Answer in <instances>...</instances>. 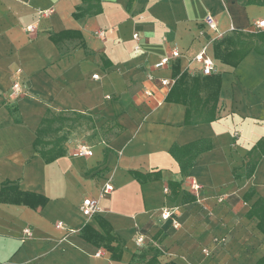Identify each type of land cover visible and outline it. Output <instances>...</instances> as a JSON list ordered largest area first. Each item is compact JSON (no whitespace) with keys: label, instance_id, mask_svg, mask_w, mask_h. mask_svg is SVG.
Wrapping results in <instances>:
<instances>
[{"label":"crops","instance_id":"1","mask_svg":"<svg viewBox=\"0 0 264 264\" xmlns=\"http://www.w3.org/2000/svg\"><path fill=\"white\" fill-rule=\"evenodd\" d=\"M98 2L99 13L77 16ZM208 14L216 31L204 23ZM261 21L264 0H0V264H258L264 223L248 213L260 201L264 216V153L251 178L245 165L264 139ZM228 38L254 43L237 65L223 61L242 49ZM204 46L216 61L210 76L190 63ZM175 47L181 57L155 69ZM195 77L192 113L214 105L215 119L187 125V105L167 101L171 90L159 80L175 78L179 94ZM78 114L89 119L70 134L49 135L66 121L43 124ZM41 128L45 141L67 136L65 154L50 163L35 149ZM198 142L203 151L182 174L170 150ZM82 146L93 155L80 156ZM132 171L160 178L141 183ZM107 179L114 191L101 198ZM86 197L102 210L91 218L80 210ZM100 220L124 245L120 258L82 238L85 225L105 235Z\"/></svg>","mask_w":264,"mask_h":264},{"label":"trees","instance_id":"2","mask_svg":"<svg viewBox=\"0 0 264 264\" xmlns=\"http://www.w3.org/2000/svg\"><path fill=\"white\" fill-rule=\"evenodd\" d=\"M95 7V12L99 13L102 8L101 4L98 2L96 5H90L88 4L87 7L80 8L79 12L77 13V16L85 15V14H91L92 8ZM227 42L229 44H234L236 46L241 47L242 49H236L232 50L231 52H225V54L222 57V46L223 43L219 42L216 47H215V54L217 58H223V61L237 65L243 57L249 52L254 45L252 40L248 39H238L237 41L232 40V38H228ZM258 48V46H255ZM182 80H185V76H181ZM217 84H219L217 82ZM201 85V80L199 77H195L191 81L190 87H185L182 89V91L179 94H176V91L174 92L173 89H171L169 95L167 96L166 100L169 102H177V103H184L187 105V113H186V124H198L202 122H210L215 119V107L214 105L207 110V114L204 116V110L205 108L203 107L202 109H198L195 107V110L197 111L196 114H193V107L192 105L194 104L195 96H198V91ZM81 119H89L85 115L78 114L75 117H70V118H62V117H56V118H49L46 117L43 119V124H53L57 120L61 121H71V125H74L81 121ZM43 129H39V135L35 141V149L37 152L41 154L43 159L47 162H53L59 157L63 156L65 154V151L62 149V144L67 140V136H61L59 138H56L53 141H45L41 138L40 134L42 133ZM200 142L198 143H193L190 145L186 146H179V145H173L170 153L172 157L179 163L181 172L182 174H186L190 168L193 167L195 160L197 156L203 151V147H200ZM46 146L49 148L47 150H44L43 147ZM39 147H42L39 149ZM264 153V139H262L260 142H258L257 146L248 154L247 156V162H246V169H247V177L251 178L252 175L254 174V171L256 169V166ZM131 174L134 176L135 179H137L141 183L153 181L155 179L160 178V175L158 173H141L138 171H132ZM171 185L174 189H177L180 187V184L178 183H171ZM6 189L2 190L0 192V201L6 200ZM195 200V199H193ZM260 202V201H259ZM255 204V206L251 209V211L248 213L249 216H255L258 215L260 216V224L259 226L262 228V224L264 223V216L262 214H259L261 208L258 207V203ZM262 212L264 213V206L262 207ZM100 224L102 225L101 227L104 228L103 230L105 231V235L101 234L100 232L96 231L89 225H85L81 229V236L83 239L88 241L89 243L95 245V246H100L104 245V247L113 254V256L116 258H120V255L123 250V244L121 243V240H118L115 236L111 235V231L105 226L102 220H100ZM117 242L116 246H113L112 243ZM147 264H158L157 258L153 257L148 261ZM258 264H264V258L261 259Z\"/></svg>","mask_w":264,"mask_h":264},{"label":"built area","instance_id":"3","mask_svg":"<svg viewBox=\"0 0 264 264\" xmlns=\"http://www.w3.org/2000/svg\"><path fill=\"white\" fill-rule=\"evenodd\" d=\"M52 12V10L50 11H45L43 14L44 15H48ZM204 23L209 27V29L211 30H215L217 29V23L215 21V19L213 18L212 15L208 14L204 20ZM258 27H263L264 26V21H261L257 24ZM35 30V27L34 26H30L28 28V31L29 32H34ZM100 35H103L102 32L99 33ZM218 37H221V35H218L216 38ZM133 38L135 40H138L139 38V34L138 33H135L133 35ZM215 38V39H216ZM136 50H139L140 49V46L137 44L136 47H135ZM181 52L179 51L178 48H174L169 55L167 56H164L160 59V61H158L154 68L155 69H160V68H164L165 66H167L171 60H175V59H179L181 57ZM198 63L200 64V70H201V73L204 75V76H210L212 75L214 72H215V67H216V61L214 60L213 57H211L209 54H208V48L207 46H204L201 51L190 61V63ZM149 79L150 80H153L154 79V76L152 74H149L148 75ZM94 78H98L97 75L94 76ZM159 83L161 85V87H163L164 89L170 91L173 86L176 84V79L175 78H161L159 80ZM14 88L16 90H18V92H20L19 90V86L18 85H15ZM146 94L148 96H153V93L150 92V91H147ZM78 154L80 156H92L93 155V150L90 149L88 146H82L79 151H78ZM192 189L195 190V191H198L199 190V185L196 184V183H193L192 184ZM114 191V186L111 182L110 179H107L104 186L102 187L101 189V193H100V197L101 198H105L109 195H111V193ZM165 191L167 192L168 189H165ZM80 210L82 212V214L87 217V218H91L93 217L94 215L98 214L99 212H101V207L99 205V200L98 199H94V198H91V197H86L82 200V203L80 205ZM172 217V212L168 209H164L163 213H162V218L167 220L169 218ZM174 226L176 228L179 227V224L174 221ZM56 227L58 229H61V230H67V228L65 227V224L63 222H59L57 223ZM73 232V230H71ZM23 234L24 236H27V237H31V230L30 229H25L23 231ZM145 238L144 236H139L138 239H137V243L139 245H142L143 242H144ZM203 252L206 254V255H210V251L205 249L203 250Z\"/></svg>","mask_w":264,"mask_h":264},{"label":"rangeland","instance_id":"4","mask_svg":"<svg viewBox=\"0 0 264 264\" xmlns=\"http://www.w3.org/2000/svg\"><path fill=\"white\" fill-rule=\"evenodd\" d=\"M82 121H80L81 123ZM74 126V125H73ZM69 121H66V122H61L60 126H49L50 127V137L54 138L55 136L57 135H60V134H67V133H71L68 129L72 128L73 127ZM76 127V126H75ZM73 129V128H72Z\"/></svg>","mask_w":264,"mask_h":264}]
</instances>
